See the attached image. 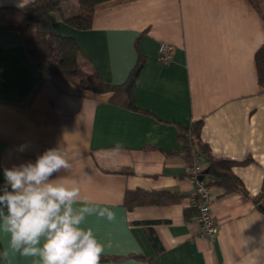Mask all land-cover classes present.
I'll return each instance as SVG.
<instances>
[{"label": "crops", "instance_id": "1", "mask_svg": "<svg viewBox=\"0 0 264 264\" xmlns=\"http://www.w3.org/2000/svg\"><path fill=\"white\" fill-rule=\"evenodd\" d=\"M31 1L0 0V6ZM62 8L72 15L77 3ZM44 18L76 41L84 70L95 69L107 83H123L141 55L133 92L140 111L110 102L111 93L44 77L19 34L0 29V187L5 167L61 146L72 168L58 176L76 180L83 195L117 213L112 222L86 221L104 245L100 264H264V212L242 193L211 187L215 235H197L196 217L184 213L194 182L177 135L179 126L201 120L211 155L236 163L232 171L251 197L264 192V87L255 65L264 15L250 0H109L95 6L88 29L70 27L55 13ZM161 42L174 47L168 64L157 60ZM117 145V153L106 155ZM207 164L200 157L202 171ZM136 190L182 198L128 210L125 192ZM7 246L0 233V252ZM0 264L38 260L10 253Z\"/></svg>", "mask_w": 264, "mask_h": 264}, {"label": "trees", "instance_id": "2", "mask_svg": "<svg viewBox=\"0 0 264 264\" xmlns=\"http://www.w3.org/2000/svg\"><path fill=\"white\" fill-rule=\"evenodd\" d=\"M69 0H33L24 6H0V29L17 32L20 36L24 52L30 61L44 77H56L67 81L75 87L96 93H111L110 102L140 111L136 106L133 92L137 86L139 72L144 59L138 56L137 62L130 70L126 80L121 84H110L100 77L95 69L84 70L80 62V48L70 36L59 35L50 26L45 16L55 13L68 26L75 29L91 27L92 15L95 6L109 0H74L77 3V12L65 15L62 3ZM261 13L259 4L250 0ZM264 15V14H262ZM255 65L259 84L264 87V45L255 53ZM202 121H193L187 127H178L180 155L190 167L194 156L204 157L208 164L205 177L206 186L217 187L223 193L238 192L250 198L258 208L264 212V192L251 197L239 178L233 173V161L216 159L206 144L201 140ZM247 161L243 162L246 163ZM181 195L168 191L147 192L142 190L126 191L124 206L131 210L135 206L168 205L181 200ZM185 215L197 212L193 208L185 209ZM151 242L156 251L158 242L154 236Z\"/></svg>", "mask_w": 264, "mask_h": 264}, {"label": "clouds", "instance_id": "3", "mask_svg": "<svg viewBox=\"0 0 264 264\" xmlns=\"http://www.w3.org/2000/svg\"><path fill=\"white\" fill-rule=\"evenodd\" d=\"M25 148L21 145L18 150ZM118 151L119 145L106 155ZM70 160L66 149L57 146L35 161L3 169L0 233L7 235L8 246L0 259L7 261L11 253L37 258L38 264H100L104 245L86 221L96 216L112 222L117 213L83 195L76 180L58 176L71 170Z\"/></svg>", "mask_w": 264, "mask_h": 264}, {"label": "built area", "instance_id": "4", "mask_svg": "<svg viewBox=\"0 0 264 264\" xmlns=\"http://www.w3.org/2000/svg\"><path fill=\"white\" fill-rule=\"evenodd\" d=\"M173 50V45L161 42L157 49V60L162 64H168L171 61ZM201 171L200 157L194 156L188 173L194 182V192L188 199L187 205L197 212V235L211 239L215 235V223L210 209L213 196L210 188L206 186L205 177ZM200 176H202L201 179H199Z\"/></svg>", "mask_w": 264, "mask_h": 264}, {"label": "rangeland", "instance_id": "5", "mask_svg": "<svg viewBox=\"0 0 264 264\" xmlns=\"http://www.w3.org/2000/svg\"><path fill=\"white\" fill-rule=\"evenodd\" d=\"M259 4V8L262 14H264V0H255Z\"/></svg>", "mask_w": 264, "mask_h": 264}, {"label": "water", "instance_id": "6", "mask_svg": "<svg viewBox=\"0 0 264 264\" xmlns=\"http://www.w3.org/2000/svg\"><path fill=\"white\" fill-rule=\"evenodd\" d=\"M205 172H206V171H204V173H205ZM201 178H202V176L199 177V179H201Z\"/></svg>", "mask_w": 264, "mask_h": 264}]
</instances>
